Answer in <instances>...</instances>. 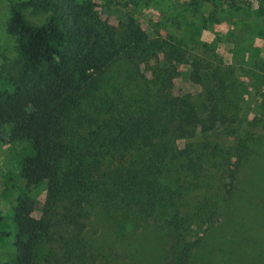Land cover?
<instances>
[{
	"label": "trees",
	"instance_id": "1",
	"mask_svg": "<svg viewBox=\"0 0 264 264\" xmlns=\"http://www.w3.org/2000/svg\"><path fill=\"white\" fill-rule=\"evenodd\" d=\"M10 10L18 58L0 66V138L7 128L25 145L15 184L45 195L20 189L10 228L0 211L15 246L0 264H38L42 245L44 264L102 262L86 234L95 209L120 233L152 225L165 236L163 264H190L219 213L216 191L231 193L253 150L227 128L230 67L132 19L114 26L90 0ZM180 66L199 99L175 93Z\"/></svg>",
	"mask_w": 264,
	"mask_h": 264
},
{
	"label": "rangeland",
	"instance_id": "2",
	"mask_svg": "<svg viewBox=\"0 0 264 264\" xmlns=\"http://www.w3.org/2000/svg\"><path fill=\"white\" fill-rule=\"evenodd\" d=\"M0 0V66L18 58L16 36L7 31L10 4ZM103 20L122 26L132 19L146 35L181 40L193 54H210L230 67L227 96L234 136L249 138L253 150L240 167L229 195L215 193L218 215L203 231L190 264H264V0H90ZM206 44V45H203ZM208 46V47H207ZM176 79L175 93L200 98V88L184 73ZM24 143L12 141L7 128L0 138V211L11 227L12 207L20 189L44 200L42 187L15 184ZM86 234L104 259L98 264H163L165 236L152 225L117 232L112 219L98 209ZM50 247L42 245L40 262ZM15 258L11 237L0 235V259ZM95 262V261H94ZM94 262H91L94 263Z\"/></svg>",
	"mask_w": 264,
	"mask_h": 264
}]
</instances>
